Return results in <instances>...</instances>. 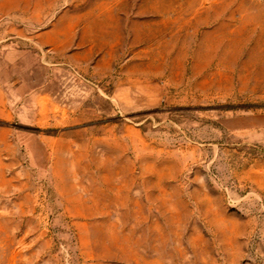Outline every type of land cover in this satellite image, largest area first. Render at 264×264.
<instances>
[{
  "label": "rangeland",
  "instance_id": "obj_1",
  "mask_svg": "<svg viewBox=\"0 0 264 264\" xmlns=\"http://www.w3.org/2000/svg\"><path fill=\"white\" fill-rule=\"evenodd\" d=\"M0 264H264V0H0Z\"/></svg>",
  "mask_w": 264,
  "mask_h": 264
}]
</instances>
